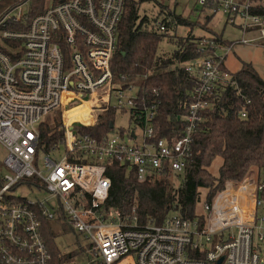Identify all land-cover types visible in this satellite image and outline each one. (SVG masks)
<instances>
[{"label":"built area","instance_id":"built-area-1","mask_svg":"<svg viewBox=\"0 0 264 264\" xmlns=\"http://www.w3.org/2000/svg\"><path fill=\"white\" fill-rule=\"evenodd\" d=\"M0 1L13 4L0 14V146L6 151L0 173V264H50L43 220L58 219L59 211L92 245V261L103 264H264V180L250 175L227 183L195 219L172 215L162 224L141 226L136 219L116 222L114 215L106 220L100 214L111 188L106 161L134 167L139 181L185 170L193 134L210 107L207 96L233 84L210 38H202L199 49L213 53L186 65L195 81L183 104L185 128L176 141H152L157 105L139 103V86L123 76L116 81L112 70L118 27L130 0H53L34 15L23 13L33 0ZM257 1L197 0L212 16L221 10L231 24L239 18L244 35L258 34L241 43L264 49V17L253 13ZM178 17L162 9L153 24L147 17L148 28L174 36L182 28ZM103 108L128 115L133 127L103 141L81 135L79 128L94 127ZM77 109L79 114L69 117ZM59 111L65 155L56 161L54 150L40 169L39 125ZM30 179L37 181L27 189L46 191L57 198V207L14 195Z\"/></svg>","mask_w":264,"mask_h":264},{"label":"trees","instance_id":"trees-1","mask_svg":"<svg viewBox=\"0 0 264 264\" xmlns=\"http://www.w3.org/2000/svg\"><path fill=\"white\" fill-rule=\"evenodd\" d=\"M46 1L34 0L32 14L44 12L48 6ZM147 1L151 0L129 1L118 27L112 70L116 81H121L123 76L126 82H135L139 86V103L144 101L147 106L157 105L152 141L161 138L176 141L186 125L187 111L183 104L194 91L195 77L186 70V65L211 55L213 51L206 49L200 52L202 38L194 37L191 32L179 37L177 33L167 36L150 31L148 18L140 21V6ZM253 13L264 17V0L257 1ZM177 25L193 24L180 16ZM166 40L176 47L171 55L160 51ZM211 41L218 47L228 46L221 37ZM223 69L228 71L225 67ZM231 82L233 84L221 85L207 96L210 107L203 112L202 121L193 134L191 154L181 174L168 171L139 181L136 169L127 163L117 160L105 162L111 188L100 214L106 220L114 215L112 220L116 222L133 223L136 219L142 226L162 224L172 215L195 219L202 190L206 191L205 202L210 203L227 183L242 182L254 170L260 173L259 182L264 180V80L251 64L244 63L240 71L231 74ZM243 112L246 113L245 118L241 115ZM118 114L113 108H103L96 125L80 127L79 133L103 141L104 137L117 130L115 120ZM62 125L61 115L55 116L51 123L41 122V152L50 154L63 146ZM133 125L130 121L129 127ZM119 131L123 135L128 129L120 128ZM217 158L222 159V165L219 175L214 176L209 168ZM71 161H74L73 157ZM2 169L3 164H0V173ZM34 181L37 180L30 179L22 185L28 187ZM63 220L61 211L58 219L43 220V233L51 254L50 264H76L78 255L88 258L90 264H103L92 261V254L88 253L91 244L87 248L79 246L73 253H63L59 237L67 230L80 236Z\"/></svg>","mask_w":264,"mask_h":264},{"label":"rangeland","instance_id":"rangeland-1","mask_svg":"<svg viewBox=\"0 0 264 264\" xmlns=\"http://www.w3.org/2000/svg\"><path fill=\"white\" fill-rule=\"evenodd\" d=\"M17 1V0H14ZM48 6H50L53 0L46 1ZM10 1H0V14L11 7ZM34 6V0L30 1L23 8V13L27 15ZM164 9L173 15L183 16L185 19L189 20L193 25L185 26L179 29L178 36L185 37L190 32L192 35L198 39L221 37L224 42L228 43V46H220L215 49L216 55L224 59V65L230 73H236L242 69L244 63H249L255 69L257 74L264 80V49L258 45H249L241 43L243 39L250 40L257 38L258 34L256 31L249 32L246 35L242 33L240 29V19H236L235 24L228 22L227 17L224 15L223 11L219 10L217 14L211 15V11L206 10L200 5L197 0H151L143 2L140 8V15L143 17L146 15L149 17L151 24L156 20H159L160 11ZM210 18V19H208ZM233 44L232 48L229 50V46ZM176 50L175 45L170 44L168 40L164 41L160 47L161 53H167L171 55ZM81 109L73 110L68 115L71 118L76 117ZM61 115V120L63 123V116L61 112L51 113L42 118V122L51 123L55 116ZM115 128L117 130L113 131L110 136L121 137L122 129L129 128V116L126 114H118L115 120ZM48 153L42 152L39 154L40 169L43 167L44 160ZM65 155V147L61 146L59 150L54 151L51 156L54 160L59 161ZM6 157V151L0 146V164L4 162ZM222 165V159L217 158L213 161L209 168L212 175L218 176L219 170ZM14 195L18 197H26L28 200H40L47 202L51 207H57L58 201L56 197H53L49 193L43 190L33 189L29 190L26 186L20 187ZM206 199V191L201 192V201L197 205V213L204 211ZM59 245L63 249V253H73L75 249H79V246L87 248L89 242L85 240L82 236H76L71 230L64 232L62 236L59 237ZM91 259L94 258L90 255ZM88 258L83 255H78L76 257V264H90Z\"/></svg>","mask_w":264,"mask_h":264},{"label":"crops","instance_id":"crops-1","mask_svg":"<svg viewBox=\"0 0 264 264\" xmlns=\"http://www.w3.org/2000/svg\"><path fill=\"white\" fill-rule=\"evenodd\" d=\"M250 176L253 177L254 179L261 178L260 173L257 170H254Z\"/></svg>","mask_w":264,"mask_h":264},{"label":"water","instance_id":"water-1","mask_svg":"<svg viewBox=\"0 0 264 264\" xmlns=\"http://www.w3.org/2000/svg\"><path fill=\"white\" fill-rule=\"evenodd\" d=\"M221 261H222V260H221ZM221 261H220V262H221Z\"/></svg>","mask_w":264,"mask_h":264},{"label":"bare ground","instance_id":"bare-ground-1","mask_svg":"<svg viewBox=\"0 0 264 264\" xmlns=\"http://www.w3.org/2000/svg\"><path fill=\"white\" fill-rule=\"evenodd\" d=\"M220 48V47H219Z\"/></svg>","mask_w":264,"mask_h":264}]
</instances>
